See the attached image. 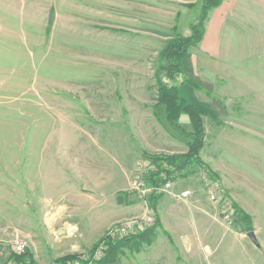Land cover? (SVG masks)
<instances>
[{
  "label": "rangeland",
  "instance_id": "374dc122",
  "mask_svg": "<svg viewBox=\"0 0 264 264\" xmlns=\"http://www.w3.org/2000/svg\"><path fill=\"white\" fill-rule=\"evenodd\" d=\"M95 4L0 0V264L27 260L13 259L18 242L25 249L17 254H30L34 264H59L68 255L92 264L109 236L123 239L115 258L139 252L156 229L140 242L155 215L149 225L147 194L134 182L148 157L188 151L186 116L173 126L164 106H155V40L174 31L148 36L147 52L135 54L122 24L93 16ZM201 4L180 19L187 36ZM231 22L233 35L212 37L213 56L196 77L186 75L198 88L179 89L216 119L202 118L199 157L208 174L176 183L189 192L179 198L195 193L234 233L212 264H264V0ZM129 222L137 226L128 234H112Z\"/></svg>",
  "mask_w": 264,
  "mask_h": 264
},
{
  "label": "crops",
  "instance_id": "0c3cea01",
  "mask_svg": "<svg viewBox=\"0 0 264 264\" xmlns=\"http://www.w3.org/2000/svg\"><path fill=\"white\" fill-rule=\"evenodd\" d=\"M106 1L108 4L104 3ZM198 1L94 0L93 16L99 19L114 18L116 23L122 24L123 29L127 30L123 34L131 39L128 48L136 54L139 50L147 52L148 36L165 35L174 27L175 33L187 36V32L181 31L178 25L181 17L189 14ZM254 4L255 0H220L219 6L209 11L201 41L188 50L183 61L185 76L196 77L198 68L205 67V56L214 54L212 37L233 35L231 21L235 22L242 13L250 12ZM107 6H114L115 10L104 14V7ZM140 35L141 38H138ZM169 38L163 43L155 40L160 51ZM176 182L157 199L155 213L158 226L150 243L144 244L132 256L117 258L110 264H212V259L223 257L226 239H235L233 231L217 218L210 204L196 202L193 197L195 193H190L186 200L179 198L184 189H179Z\"/></svg>",
  "mask_w": 264,
  "mask_h": 264
},
{
  "label": "trees",
  "instance_id": "16d2710c",
  "mask_svg": "<svg viewBox=\"0 0 264 264\" xmlns=\"http://www.w3.org/2000/svg\"><path fill=\"white\" fill-rule=\"evenodd\" d=\"M219 4L220 0H202L199 16L189 25L190 34L182 36L175 33L174 27V35L166 41L165 46L159 53V63L155 73L157 87L155 106H164L166 121L173 126L181 118V115H185L191 130L186 133V136L190 137L191 141L187 143L188 151L185 154L153 155L147 158L153 169L148 171L143 176V179L151 183L153 187H159L167 181L185 178L199 170L208 174L199 157L204 138L202 118L208 117L215 120L216 116L209 108L188 102L180 95L179 89L183 84L192 88H198V85L192 79L184 75L183 61L187 56L188 50L201 41L209 11L218 7ZM177 80H181V83L177 84ZM180 130L182 133L184 132L183 129ZM158 197V195L151 194L146 201L148 209L155 215V223L140 233L138 237L141 240L140 242H143L148 235L152 236L151 232L158 226V218L155 213ZM122 240H112L109 237H105L102 240L105 245L103 256L97 261H92V264H110L114 262L117 259L115 258L117 247L120 243L122 244ZM26 256L27 262L25 261L22 264H34L30 254L20 255L14 253L13 259L21 263ZM80 259V257L75 255H68L58 259L57 262L59 264H67L69 260H75L77 264H88L91 262Z\"/></svg>",
  "mask_w": 264,
  "mask_h": 264
},
{
  "label": "built area",
  "instance_id": "2783aa9c",
  "mask_svg": "<svg viewBox=\"0 0 264 264\" xmlns=\"http://www.w3.org/2000/svg\"><path fill=\"white\" fill-rule=\"evenodd\" d=\"M153 169L152 165H150L149 161L148 163H145L144 166L141 168V171H140V177H138L136 179V181L134 182L135 183V186L136 188L141 191L142 194H147V195H144V199L146 200L151 194H160L161 192H167L168 190H170L171 188V183L172 181H167L165 184L159 186V187H153L151 185V183L149 182H144L142 181L143 180V176L148 172V171H151ZM147 184V185H146ZM146 186V187H145ZM149 186V187H148ZM145 187V189H144ZM189 194L188 191H183L181 194H180V197L181 198H185L187 197ZM208 196H209V199L214 202V203H217V197L215 196V194L211 191L208 192ZM221 214L223 215V219H228V215L226 214V211L225 209H222L221 210ZM152 220H154V214L151 210L148 209L147 205H146V221L147 223L150 225V223L152 222ZM139 224V223H138ZM144 227L148 226L146 225L145 223H142ZM152 224V223H151ZM135 226H137V223L136 222H129V223H126L122 226H120L118 229L115 230L114 233L112 234H116V235H119V236H125L126 234H128V232L132 229V228H135ZM143 227V228H144ZM109 236V235H108ZM109 237H112V236H109ZM113 238V237H112ZM24 249H25V246L22 242H18L15 244V252L16 253H22L24 252ZM103 249H105V247H103V245H100L97 250H96V255L94 254V258L95 259H99L101 256H103Z\"/></svg>",
  "mask_w": 264,
  "mask_h": 264
},
{
  "label": "water",
  "instance_id": "95a60500",
  "mask_svg": "<svg viewBox=\"0 0 264 264\" xmlns=\"http://www.w3.org/2000/svg\"><path fill=\"white\" fill-rule=\"evenodd\" d=\"M247 238L249 239V241H250L253 245L257 246V241H256L255 236H254V234H253L252 232H249V233L247 234Z\"/></svg>",
  "mask_w": 264,
  "mask_h": 264
}]
</instances>
